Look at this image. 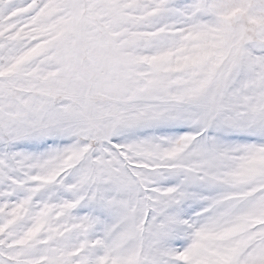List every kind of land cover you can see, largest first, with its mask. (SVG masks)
<instances>
[{"label": "snow or ice", "instance_id": "snow-or-ice-1", "mask_svg": "<svg viewBox=\"0 0 264 264\" xmlns=\"http://www.w3.org/2000/svg\"><path fill=\"white\" fill-rule=\"evenodd\" d=\"M0 264H264V0H0Z\"/></svg>", "mask_w": 264, "mask_h": 264}]
</instances>
